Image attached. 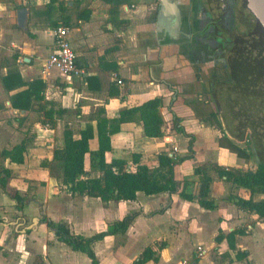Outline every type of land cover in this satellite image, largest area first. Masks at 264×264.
Segmentation results:
<instances>
[{
  "label": "crops",
  "instance_id": "0c3cea01",
  "mask_svg": "<svg viewBox=\"0 0 264 264\" xmlns=\"http://www.w3.org/2000/svg\"><path fill=\"white\" fill-rule=\"evenodd\" d=\"M50 1L0 0V172H10L6 180V192L11 196L18 194L22 198V202L17 204L0 188V264H92L85 254L73 251L68 245L58 241L54 232L44 223L36 224L40 215H46V218L54 223L62 220L59 222L66 223L72 234L90 237L75 228V222L81 220L83 211L86 210H81L77 218L73 214H66L54 219L50 210H56L62 202L55 196L53 188V192L48 193V189L39 183L38 175H45L41 162L40 168L37 165L34 171L27 168L26 155L31 147L27 143L22 164H11L1 157L3 150L10 151L23 140L26 141V129L23 126L30 125L33 117L40 115L39 122L34 125L37 127L40 120L44 119L45 109L52 110L54 122L51 126H41L42 128L36 130V145L48 146L56 138L60 145L55 150L61 149L65 127L70 128L74 136L78 137L80 131L91 125L93 138L89 141V148L96 150L99 121L117 119L123 109L141 105L149 99L161 98L159 113L164 121L163 137L146 138L139 121L123 124L120 131L111 136V150L106 153V160L131 161L133 154H139L143 162L149 167H154L159 154L167 153L172 156L171 143L177 145L175 156H185L188 138L172 129L171 121L175 116L181 120L180 126L184 132L194 137L193 158L175 167V178L181 189L186 184L187 193L196 196L200 177L194 175V169L199 166L218 165L253 171L248 161L219 146V131L216 127L196 117V110L199 114L211 111L212 106L200 96L204 90V80L200 76L206 70L213 71L214 61L208 57L199 65L201 67L196 68L195 63L186 57V54L190 56V48L193 45L188 20L190 8H183L178 0V16L177 12L175 15L173 12V16L164 18L158 8L159 0H127L115 8L103 0ZM20 8L28 9L25 30L17 25L16 12ZM192 10L194 12L195 8ZM54 25L68 29V39L76 55V67L82 71L80 78H75L71 83L66 82L58 71H52L48 76L41 73L42 65L53 49V30L56 29ZM191 26L193 28V21ZM198 68L203 70L202 74ZM10 74L15 78L8 81V89L3 80ZM118 81L121 83L118 84ZM35 82L41 83V86H36L35 97H28L27 91ZM13 85L14 87L10 88ZM110 87L118 90V96H108ZM21 92L26 93L25 99L16 100V96ZM14 99L17 108L12 106ZM219 121L222 124L220 119ZM229 136L231 140L237 141V131H231ZM34 149L36 151L42 148L35 146ZM204 150H209L208 156H201ZM215 156L223 159H212ZM229 156L236 163L234 166L227 165L226 159ZM198 158L203 160L197 163ZM84 166L86 171L87 167L89 170L88 155L85 157ZM98 176L97 172L92 175ZM209 176L211 182L206 199L215 205L211 212H218L223 206L229 213H225L226 217L217 214L216 218L208 216L209 221L205 217L195 223L197 216H206L205 212L210 210L201 208L195 201H185L178 194L153 195L159 198L157 203L161 201L159 207H149L154 205L153 199L150 200L147 195L142 197L143 193H138L134 202H111L103 205L96 199L99 204L94 205L108 212L117 205H129L130 209L126 211V215L138 214L126 233L106 237L92 245L97 264H134L144 249L153 243H158V247L162 248H156V262L149 261L145 264H216L211 258L202 257L213 249L220 255H229L228 262L223 264H243L245 261L249 264H264V242L260 239H264V233L259 228L264 227V220L253 213L238 209L234 204L236 197L248 199L249 191L220 179L215 172H210ZM81 199L83 203H87L90 198ZM262 199L264 197L255 199L253 196L254 201ZM179 203L184 205H180V208H184V215L177 213L176 206ZM14 213L17 219L7 222L6 217L13 216ZM156 216L167 217L164 226L169 230L160 228L157 234L151 233ZM245 220L256 222L254 228L252 225L248 226L252 230L251 233L240 228ZM139 223H142V228L147 231L148 241L144 242L135 257L126 263L100 261L96 253L99 245L96 244L109 243L118 235L127 236ZM205 227L209 228L210 238L207 249L199 242L195 246L192 244L188 257L176 260L171 251L178 242L175 239L179 238V233L183 234L184 231L188 235L190 230L200 231ZM236 229H243L244 235L235 236L234 250L229 249L225 239L216 242L219 235L227 236ZM198 247L203 251V255L196 252ZM238 252L245 253L244 260L236 259Z\"/></svg>",
  "mask_w": 264,
  "mask_h": 264
},
{
  "label": "trees",
  "instance_id": "16d2710c",
  "mask_svg": "<svg viewBox=\"0 0 264 264\" xmlns=\"http://www.w3.org/2000/svg\"><path fill=\"white\" fill-rule=\"evenodd\" d=\"M103 1L110 4L112 8H115L127 0ZM53 27L57 28V25ZM16 77L18 78V75ZM13 78L15 76L12 74L8 75V78H4L3 82L6 88L9 89L8 81ZM40 84L35 82L29 87L30 90L27 91L28 97L32 95L35 97V88L36 86H41ZM18 85H20V82ZM11 87H14V85ZM24 92L19 93L16 96V100L25 99L24 94L26 93ZM118 94L119 92L116 88H109V97H116ZM37 97L40 99L38 94ZM261 97L258 100L260 103H257V100L253 103L252 111L248 109L247 117L244 113L245 119H243L244 117L236 118L231 116L238 135L237 141L244 143L245 148H236V145L230 143L227 138L220 140V142H224L223 144L219 142L221 146L225 145L230 152L235 153L238 158L246 161H250L253 158L255 170L244 171L218 165L196 167L194 169V175L200 177L196 196L187 193L185 190L186 184L181 189L175 178V167L181 165L186 160L192 159L194 155V139L191 135L184 132L180 126L181 120L175 116L171 121L172 129L188 138L187 154L185 156L177 157L174 154L172 156H169L167 153L159 154L154 167H149L143 162L139 154H133L131 161L122 159L106 160L105 155L111 150V136L118 133L120 126L123 124L139 121L142 123L143 133L146 138L156 139L163 137L164 121L159 113L162 104L161 98L149 99L141 105L123 109L119 112L117 119H102L99 121L97 123L98 147L96 150H90L89 148V141L93 138V127L91 125H87L85 130L80 131L78 137L74 136L70 128L65 127L63 132V147L53 152L52 160L59 164L62 173V185L71 196L97 199L103 205L111 202H134L136 201L138 193H143L147 196L166 193L168 195L178 194L183 200L195 201L201 208L211 211L215 209V205L212 201L207 200L206 197L209 193V185L211 182L209 174L210 172H215L220 179L249 191L250 197L248 199L234 198V204L238 209L253 213L259 219L264 220V199L259 201L253 200L255 194H260L264 197V157L261 155L262 146H264V134L260 123V116L264 105ZM12 106L14 108L18 107L15 99L12 101ZM223 110L224 116L226 115L228 117L231 115L230 112V114H227L226 109ZM197 112L196 110V117L208 121L211 126L216 127L220 132L223 130V125L218 119L217 111H210L205 114H199ZM62 113H64V110ZM43 117L44 119L40 120L42 127L53 125L52 110H43ZM25 152L26 141L23 140L10 151L3 150L1 157L4 160H8L11 164H22ZM86 155L89 156L91 170L97 172L99 174L98 177L87 176L84 166ZM2 174L3 176H1ZM9 176L10 172L8 170H2L0 172V188L15 200L17 204H20L22 198L18 194L11 196L6 192V180ZM137 215V213L126 215L122 219L110 224L106 230L90 237L72 234L69 231L68 225L64 222L54 223L46 217H43L41 221L49 230L54 232L58 241L68 245L73 251L85 254L92 264H97L92 245L95 242L102 241L106 237L126 233ZM237 235H244V230L236 229L227 236L219 235L216 238V242L219 243L225 239L229 249L234 250L235 236ZM157 247L158 243H153L151 246L146 247L134 264H145L149 261L156 262L157 258L155 255L157 253ZM161 248L158 247L157 250ZM245 257V253L238 252L236 254L238 261L244 260Z\"/></svg>",
  "mask_w": 264,
  "mask_h": 264
},
{
  "label": "flooded vegetation",
  "instance_id": "af4514ba",
  "mask_svg": "<svg viewBox=\"0 0 264 264\" xmlns=\"http://www.w3.org/2000/svg\"><path fill=\"white\" fill-rule=\"evenodd\" d=\"M179 1L183 8H190L188 20L193 45L190 56L186 54V57L196 68L208 57L214 61L212 72L206 70L202 74L203 70L198 68L204 80L202 100H207L217 115L226 109L227 114L245 119L248 108L256 100L260 103L258 100L263 97V0Z\"/></svg>",
  "mask_w": 264,
  "mask_h": 264
},
{
  "label": "rangeland",
  "instance_id": "374dc122",
  "mask_svg": "<svg viewBox=\"0 0 264 264\" xmlns=\"http://www.w3.org/2000/svg\"><path fill=\"white\" fill-rule=\"evenodd\" d=\"M55 73H57V72L55 71ZM206 99H208L207 96H206ZM251 106L252 107L248 108V109L252 111L253 104ZM211 111H214L212 109V107H211ZM218 116H219V119L221 120V122L223 124V130L221 132L218 130L219 131L218 136H217L218 143L223 138H227V140L230 143L236 145V148H238V147L241 149L245 148L244 143H240L238 141H233L230 139V136H229L230 132L236 131L235 124L233 123L231 115H229L230 117H227L226 115L224 116V114L222 113V114H219ZM41 117H42V114H41ZM39 119H40V115L38 117H33V120H31L30 125L23 126V128L26 129V131L24 132L26 143H27V145L31 146L29 148V152L26 155L25 164H26L27 168L34 171V169L36 168L37 165H38L37 167L40 168V162H41V167L43 168L42 171L43 172L45 171V175H43V173L38 175V177L40 176V178L38 180L39 183L48 189L47 190L48 193H51L54 191L56 193L55 196L57 198L59 197L58 198L59 202L60 201L62 202V205H59L56 210H52V211L50 210V213L54 217V219L57 217H64L66 214H73V216L77 218V215L81 212V210H86V211H83V214L81 216V220H78L75 222L76 226H77L75 228L78 229L79 232L81 231L83 235L91 236V235H93L99 231L104 230L106 228V226L109 225L110 223H113V222L121 219L123 217L122 216L123 214L126 215L127 214L126 211H128L130 209L129 205L120 206V207H118L119 205H117L116 206L117 208L114 207L110 210V212H108V211L104 210L102 207L94 205V204H99V202L96 199H91V198L89 199L88 198L89 202L83 203V199H81L80 196H70L69 195V193L66 191L65 187L62 185V181H61L62 173H61V168H60L59 164L57 162L51 160V158H52L51 153L60 145L58 139L54 138V142L48 146H46L45 144H44L45 146L44 145L41 146L40 144L36 145V143H35L36 142L35 136H37L36 130L38 128L39 129L42 128L40 124L37 127L34 126L36 123L39 122L38 121ZM204 141H207V140H204ZM223 143L224 142H220V144H223ZM220 144H219L220 147L223 146L222 148H224L225 150L230 152L228 150V148L225 147V145L221 146ZM171 145H172L171 153L177 154V148H175V146H177V145L173 144V143H171ZM35 146H39L42 149H38L35 151V149H34ZM205 152H206V154H205ZM202 155L208 156L209 150L208 151L204 150V152L202 151L201 156ZM211 155L212 154L210 153V156ZM212 159H216L219 161V160H222L223 157L215 156V157H212ZM149 160L151 161L152 159L149 158ZM202 160H203V158H198V159H196V162L198 163V162H201ZM248 162L254 171L255 165H254L253 158H251L250 161H248ZM149 163H151V162H149ZM226 163H227V165H230V166H234L236 164L232 161L231 156H229V158L226 159ZM249 164H247L246 166L249 167ZM241 170H243V169H241ZM244 171H251V170H244ZM86 173H87V176H90V177H92V175H94V172L91 170L90 167H89V170L87 167ZM35 182L33 183L34 184V190L37 189ZM52 188H53V191H51ZM144 196L145 195L142 194V197H144ZM220 196H224V195H220ZM262 197L263 196L260 194L254 195L255 199H260ZM149 198H150V200L153 199L152 204H154V205H151L149 207H159V203L161 201L159 203H157V200H159L158 197L150 196ZM92 202H94V203H92ZM180 202H181V200H180ZM182 204L183 203H179L176 206V209H178L177 210L178 214L184 215V208L183 207L180 208L181 207L180 205H182ZM182 206H184V205H182ZM59 207H61L62 209ZM179 208H180V210H179ZM132 211H134L133 207H132ZM129 213L130 212H128V214ZM205 213H206V216H202V215L197 216V218H195L196 219L195 223L202 221V219L204 220L205 217H207V220H208V216L213 217V218H216L218 216L226 217L225 213H227V208L222 206L218 212L206 211ZM217 214H218V216H217ZM227 214H229V213H227ZM16 216L17 215L14 213L13 216L6 217L5 220H7V222H9L10 220H16L17 219ZM44 216L46 217V215H44ZM41 217H43V215H40L37 218L36 224L39 225L40 222L42 223ZM166 218L167 217H165V216H156L155 217L156 223L154 225L152 224L153 225V228L151 230L152 234L155 235L162 228H166V226H164V223L167 222ZM59 221H62V220H59ZM59 221H57V223H59ZM258 221H260V220L258 219ZM29 223L32 224V222H30V221H29ZM255 223L256 222H254L252 220H248V221L245 220L241 224L240 228H243L244 230L248 231V233H251L252 230H250L248 228V226L252 225L254 228ZM206 224L209 225L208 227H211L210 224H208V223H206ZM142 225H143L142 223L137 224L135 226V229L133 231H131L129 234H127V236L118 235V236H115L113 239H111L109 243L96 244L97 246L99 245L98 249L96 250V253L99 256L100 261L104 260L106 262H112V263L119 261L120 263H126L129 260H131L133 257H135V255L138 253V251L141 250L144 242L148 241L147 231H145L142 228ZM208 227H205V229L200 230V231L190 230V234H188V235H186V233L184 231H183V234L179 233V238L175 239V241H178V242H176L174 244V250L176 248V251H174V250L171 251L172 252L171 254L174 256V258L177 260V259H183V258L188 257L190 249H191V245L193 244L195 246L198 242L201 243L200 245L204 249H207L208 241L210 240ZM191 228H192V226H190V229ZM259 228H261L260 230L264 233V227L260 226ZM166 229L169 230V228H166ZM190 236H191V238H189ZM260 239L264 242V239L262 237H260ZM121 240L123 241V244H122ZM173 240H174V238H172V241ZM246 242L247 241H244V243H246ZM201 255H203V253ZM204 256L211 258L216 264H223V262H228V257H229V255L227 253L220 255V253H217L215 249L208 251L207 253H204V255L202 257H204ZM243 264H249V263L245 261V262H243Z\"/></svg>",
  "mask_w": 264,
  "mask_h": 264
},
{
  "label": "built area",
  "instance_id": "2783aa9c",
  "mask_svg": "<svg viewBox=\"0 0 264 264\" xmlns=\"http://www.w3.org/2000/svg\"><path fill=\"white\" fill-rule=\"evenodd\" d=\"M53 49L42 65L41 73L48 76L52 71H58L68 83L75 78H80V71L75 64V53L71 48L68 39V29L63 26L57 27L53 31ZM121 82L118 81V84ZM197 252L203 253L201 248H197Z\"/></svg>",
  "mask_w": 264,
  "mask_h": 264
},
{
  "label": "water",
  "instance_id": "95a60500",
  "mask_svg": "<svg viewBox=\"0 0 264 264\" xmlns=\"http://www.w3.org/2000/svg\"><path fill=\"white\" fill-rule=\"evenodd\" d=\"M160 4V14L164 17V18H168L170 15L173 16V12L174 15L177 12V8H180L179 5V1L178 0H159ZM264 3V0H263ZM16 16H17V25L20 29L25 30L26 28V24H27V20H28V9L26 8H20L17 10L16 12ZM177 16H178V12H177ZM263 99L262 103L264 105V85H263V97H261ZM259 117V115H258ZM257 117V118H258ZM261 119H260V123H261V128L264 134V107H263V111L261 114ZM261 155H263L264 157V146H262V152ZM28 230V229H27Z\"/></svg>",
  "mask_w": 264,
  "mask_h": 264
}]
</instances>
